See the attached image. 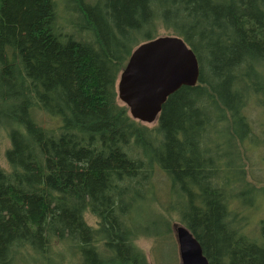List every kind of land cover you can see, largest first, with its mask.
<instances>
[{
	"label": "trees",
	"instance_id": "trees-1",
	"mask_svg": "<svg viewBox=\"0 0 264 264\" xmlns=\"http://www.w3.org/2000/svg\"><path fill=\"white\" fill-rule=\"evenodd\" d=\"M73 2L66 31L55 0H0V264H151L137 242L169 243L174 225L208 264H264V218L248 226L264 199V0ZM159 30L199 78L144 124L116 83Z\"/></svg>",
	"mask_w": 264,
	"mask_h": 264
},
{
	"label": "water",
	"instance_id": "water-1",
	"mask_svg": "<svg viewBox=\"0 0 264 264\" xmlns=\"http://www.w3.org/2000/svg\"><path fill=\"white\" fill-rule=\"evenodd\" d=\"M199 66L193 51L178 36L159 35L138 44L120 72L116 91L134 120L152 124L168 96L194 86ZM180 264H208L200 243L181 225H174Z\"/></svg>",
	"mask_w": 264,
	"mask_h": 264
},
{
	"label": "rangeland",
	"instance_id": "rangeland-1",
	"mask_svg": "<svg viewBox=\"0 0 264 264\" xmlns=\"http://www.w3.org/2000/svg\"><path fill=\"white\" fill-rule=\"evenodd\" d=\"M55 1L57 2V17L59 19V25L63 29H65L66 31L72 30L71 22L73 20H75L76 22L80 21L79 23L82 22L78 17L76 4L73 2V0H55ZM85 1L91 3L94 0H85ZM159 35H164L163 30H159ZM39 115L46 125H51L49 124L50 121L47 116L43 114H38V117ZM248 115L250 121L255 125V127H257V124L260 121L259 110L254 107H251ZM8 146H9V141L7 135L3 130H0V167L6 171L10 169L4 155V152ZM250 170L252 172H256L260 170V165L258 162H255L254 158L251 160ZM161 197L163 200H166L167 194L163 193L162 191ZM257 209L258 210L254 209L248 212L250 221H252V222L249 221V225H248L249 227L254 226L253 222H257L259 219L264 218V199H260L259 206L257 203ZM87 219L90 224L93 223V219L91 217L87 216ZM174 234H175L174 232L173 233L171 232L169 236L170 238L169 241L171 242L169 243L161 242L162 244H160L150 237L148 238L143 237L137 243L138 246L146 253L151 264H180L178 247ZM57 250L59 252V250H62V247L61 246H59L58 248L53 247L50 253L54 254ZM39 258H40L39 255L32 253L31 257H29L27 260H22L20 264H48V263L40 262ZM54 258L57 259L58 258L57 255L54 256ZM63 260H64L63 264H74L73 261L74 259H71L69 255H64Z\"/></svg>",
	"mask_w": 264,
	"mask_h": 264
}]
</instances>
